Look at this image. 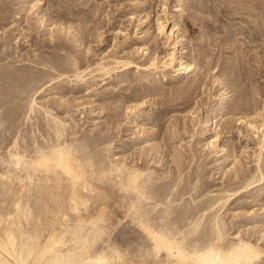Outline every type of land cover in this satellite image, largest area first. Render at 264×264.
<instances>
[{"label":"rangeland","instance_id":"obj_1","mask_svg":"<svg viewBox=\"0 0 264 264\" xmlns=\"http://www.w3.org/2000/svg\"><path fill=\"white\" fill-rule=\"evenodd\" d=\"M176 4L0 0V185L45 186L71 232L48 264L264 252V0ZM49 225L20 218L25 262Z\"/></svg>","mask_w":264,"mask_h":264},{"label":"bare ground","instance_id":"obj_2","mask_svg":"<svg viewBox=\"0 0 264 264\" xmlns=\"http://www.w3.org/2000/svg\"><path fill=\"white\" fill-rule=\"evenodd\" d=\"M175 2L177 4L174 5V7L179 8V3L182 2V0H175ZM186 67L187 66H183L182 68L185 69ZM45 191V186H41L38 183L30 187L29 177L22 182L17 191H7L3 185H0V257H2L4 261L8 262L11 260L14 264H48L53 252L57 248H66L69 241H71V232L64 226L60 219L53 218L54 213L48 207L44 197ZM93 193L95 200L92 205L94 206L103 200L113 198V195L108 191L94 190ZM115 199L117 198L113 200ZM88 201L86 195L77 192L66 203L60 202L59 214L61 220L73 221L74 215H72L71 210L75 208L77 203L86 204ZM4 206L6 207L4 208ZM20 218L33 224L40 223L43 220L50 224L46 236L26 262L20 254L15 252V240L19 233ZM254 252V250L247 247L243 250L241 261L237 262L235 259L234 261L224 264L248 263L253 258ZM98 262L92 261L89 264H104ZM113 264L143 263L129 259L125 251H123L120 260H115ZM198 264H211V262L205 261V263Z\"/></svg>","mask_w":264,"mask_h":264},{"label":"snow or ice","instance_id":"obj_3","mask_svg":"<svg viewBox=\"0 0 264 264\" xmlns=\"http://www.w3.org/2000/svg\"><path fill=\"white\" fill-rule=\"evenodd\" d=\"M253 259L259 260V264H264V252L262 253H253Z\"/></svg>","mask_w":264,"mask_h":264}]
</instances>
